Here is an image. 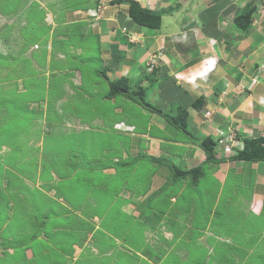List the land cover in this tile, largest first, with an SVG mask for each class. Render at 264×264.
<instances>
[{
  "label": "rangeland",
  "instance_id": "obj_1",
  "mask_svg": "<svg viewBox=\"0 0 264 264\" xmlns=\"http://www.w3.org/2000/svg\"><path fill=\"white\" fill-rule=\"evenodd\" d=\"M104 2L0 0L14 15L0 29L9 46L0 48V264H264V202L261 215L247 209L252 179L230 171L220 183L217 166L203 164L197 177L177 174L184 165L154 154L150 138L194 142L199 128L183 130L165 111L156 126L129 82L127 96L107 95L113 59L91 32ZM177 3L202 11L200 24L218 0L164 3L159 28L146 32L180 24ZM88 7L93 20L79 21ZM143 50L127 52L133 71L150 59ZM155 93L144 90L153 107ZM154 176L163 184L152 191Z\"/></svg>",
  "mask_w": 264,
  "mask_h": 264
},
{
  "label": "crops",
  "instance_id": "obj_2",
  "mask_svg": "<svg viewBox=\"0 0 264 264\" xmlns=\"http://www.w3.org/2000/svg\"><path fill=\"white\" fill-rule=\"evenodd\" d=\"M110 1L112 0L104 2V16L98 10L94 20L89 18L91 16L86 12L88 7L84 10L86 18L79 21L88 23L93 20L92 34L100 36L102 43H107V51L103 56L114 60L117 58L116 61L112 60L113 74L117 77L113 81L124 77L126 83L136 85L137 89L156 92L157 111H152L151 119L153 123H157L156 126L164 127L161 124L163 111L170 112L168 115L173 116L184 109L187 112L186 125L197 126L200 130L199 137L191 138L194 142L151 137L150 150L154 154L170 156L176 163H182L185 170L200 164L216 165L214 175L220 183L230 171L244 177L246 186L252 179L254 196L247 209L261 215L264 202V161L230 160L226 158L228 156H223L219 146L214 149V158L219 161H204L205 152L198 142L205 137L214 138L219 128L227 133L231 130L238 135V142H241L239 149L242 148L244 138L264 137V0H254L256 10L252 14L250 27L242 31L243 33H240L241 30L239 31L232 19L247 0H218L220 3L215 5L213 14L215 18L208 19L205 15L200 24L197 18L202 11L190 14L186 3H177V8L184 6V10L180 7L175 11L181 13L179 20L183 17V21L177 26L169 25L167 31L159 33H148L145 27L134 23L128 16L127 4ZM169 1L174 2H138L142 7L160 14V10L166 11L164 3L168 4ZM211 1L216 3L217 0H201V3L208 7ZM206 10L203 8L204 12ZM99 14L102 18H97ZM229 15L232 16L231 21L227 17ZM12 19L14 15L0 12V29ZM66 22L64 21L65 24ZM123 27L126 28L125 32ZM130 36L135 40L130 42ZM140 46L144 48L139 56L141 61L144 55L162 51V61L156 70L146 69L144 59L143 65L135 71L126 64V56L132 54V49ZM5 47H9L6 41L0 40L1 50L4 51ZM121 94L128 95L126 92ZM150 100L149 97L147 101L150 103ZM179 147L183 149L180 150ZM252 169L255 170L254 178L251 175ZM153 182L152 191L163 184V178L154 176ZM254 206L257 209L253 210ZM37 237L40 239V234ZM25 251L24 258L30 260L32 252Z\"/></svg>",
  "mask_w": 264,
  "mask_h": 264
},
{
  "label": "trees",
  "instance_id": "obj_3",
  "mask_svg": "<svg viewBox=\"0 0 264 264\" xmlns=\"http://www.w3.org/2000/svg\"><path fill=\"white\" fill-rule=\"evenodd\" d=\"M92 1L96 4L99 0ZM113 2V0L110 1V3ZM115 2L127 4L128 16L134 23L151 29L159 28L161 24V15L159 13H156L147 7H142L136 0H116ZM255 10L256 5L254 0H247L232 19L235 26L241 31L248 30L252 22V14ZM116 59L113 60L116 61ZM157 66L152 68V70H156ZM125 83L126 78L124 77L116 81H110L107 95L113 97L119 92H126L128 94V88ZM134 93L139 96V102L143 105V107L157 111L156 107H153L148 101H144V91L142 88L136 89ZM186 116L187 112L184 109H181L176 115L167 116V118L171 123L178 124V127L184 130V126L186 125ZM235 137L238 139V135ZM198 143L205 152L204 161H219V159L214 158V147L216 142H214L211 137H205ZM226 158H229L230 160L264 161V137L259 136L255 138H244L242 140V148H237L236 153L233 152ZM177 174H192V177H197L201 174L200 166L197 165L191 169L183 171L178 170Z\"/></svg>",
  "mask_w": 264,
  "mask_h": 264
},
{
  "label": "built area",
  "instance_id": "obj_4",
  "mask_svg": "<svg viewBox=\"0 0 264 264\" xmlns=\"http://www.w3.org/2000/svg\"><path fill=\"white\" fill-rule=\"evenodd\" d=\"M95 10V8H92ZM94 15V12L92 13ZM122 30L125 32L126 31V28L123 27ZM135 39L130 36L129 37V41H134ZM161 53L162 51L161 50H157V51H154L152 54H150V59L149 61L146 63V68L151 71L152 68H154L155 66L158 65L157 61L160 59L161 57ZM233 134V135H232ZM232 136V139L229 140V137ZM235 133L234 132H230V133H227L225 130L223 129H218L217 130V135H216V141L219 145L223 146L225 148V150H229L231 144H233V141L235 138ZM226 143V144H225Z\"/></svg>",
  "mask_w": 264,
  "mask_h": 264
},
{
  "label": "clouds",
  "instance_id": "obj_5",
  "mask_svg": "<svg viewBox=\"0 0 264 264\" xmlns=\"http://www.w3.org/2000/svg\"><path fill=\"white\" fill-rule=\"evenodd\" d=\"M95 6H96V5H95ZM93 8H94V7H93ZM95 8H96V7H95ZM181 35H182V37H185V36H184L185 34L183 35V34L181 33ZM177 38H178V37H177ZM178 40H180V39L178 38ZM33 46H34V48H37V47H36V44H34ZM146 69H147V68H146ZM151 71H152V70H151ZM129 126H130V125H126V124H124L122 121H120V122H116V123L113 124V127H114V128H116V129H122V130H129V128H128ZM219 129H221V128H219ZM217 130H218V129H217ZM223 130H224V129H223ZM228 133H230V132H228ZM234 133H235V132H234ZM216 135H217V132H216V134L214 135V138L211 137V139H212L214 142H216V143H215V144H216L215 146H219V147H221V149L223 150V148H222L223 146L219 145V144L217 143V141H216ZM236 135H237V134L235 133V136H236ZM235 136H234V138H235L234 140H235V141H236V140L238 141V139H236ZM235 141L233 142V144H231V146H230V148H229V152H228V153H229V156H230L231 153L234 152V149H235V148H238V145H237V143H235ZM214 149H215V147H214Z\"/></svg>",
  "mask_w": 264,
  "mask_h": 264
}]
</instances>
